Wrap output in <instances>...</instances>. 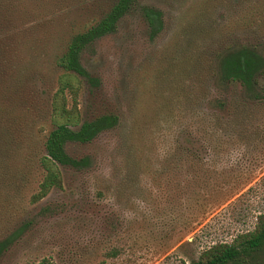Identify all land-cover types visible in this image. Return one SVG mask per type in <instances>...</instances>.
<instances>
[{
    "label": "rangeland",
    "instance_id": "374dc122",
    "mask_svg": "<svg viewBox=\"0 0 264 264\" xmlns=\"http://www.w3.org/2000/svg\"><path fill=\"white\" fill-rule=\"evenodd\" d=\"M1 2L23 28L9 40L11 68L46 102L69 37L112 0ZM241 45L264 59V0H134L79 58L97 81L77 78L78 122L107 114L117 122L88 143L66 144L86 166H58L60 188L36 203V158L51 125L36 106L23 116L22 149L0 169V264H191L251 231L264 214V97L202 64L214 49ZM258 83L264 88V76ZM191 92L210 118L208 149L188 122Z\"/></svg>",
    "mask_w": 264,
    "mask_h": 264
},
{
    "label": "trees",
    "instance_id": "16d2710c",
    "mask_svg": "<svg viewBox=\"0 0 264 264\" xmlns=\"http://www.w3.org/2000/svg\"><path fill=\"white\" fill-rule=\"evenodd\" d=\"M0 0V169L8 168V159L22 149L26 138L23 116L36 109V115L46 116L51 128L42 142V153L36 158V165L42 172L36 191L30 196V203L44 198L51 189L61 186L58 166L80 170L87 164V158L70 157L65 146L69 143L85 144L97 135L113 127L117 119L107 114L93 120L79 123L76 107L78 81L80 78L90 85L96 83L80 64V54L95 40L111 34L116 24L132 7L134 0H112L109 8L89 27L72 34L66 42L64 51L55 59L54 67L61 70L56 79V89L48 99L41 100L37 91L25 89L30 79L11 68L12 49L9 40L23 31L11 24L13 12ZM2 6V7H1ZM148 21L150 16L145 13ZM13 28H12V27ZM203 70L212 76L219 75L227 84L237 85L253 98L262 100L264 88L259 86L258 78L264 76V59L254 49L241 45L226 52L214 49L202 58ZM200 67V62L197 64ZM25 91V92H24ZM205 90L203 89L202 92ZM188 122L194 132L200 135L203 149H208L212 141L208 135L210 118L199 110L203 100L199 94L191 92ZM201 99V100H200ZM40 101V105H36ZM69 101V103H68ZM199 102V103H198ZM44 103V104H43ZM195 129V130H194ZM210 140V141H209ZM178 151V150H177ZM196 159V153H192ZM3 176V177H2ZM0 182L7 180L2 175ZM36 264H53L42 258ZM191 264H264V214L256 217L251 231L238 234L228 244H215L202 251Z\"/></svg>",
    "mask_w": 264,
    "mask_h": 264
}]
</instances>
